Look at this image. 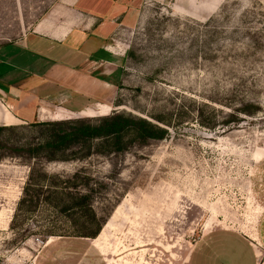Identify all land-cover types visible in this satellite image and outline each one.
<instances>
[{"label": "rangeland", "instance_id": "obj_1", "mask_svg": "<svg viewBox=\"0 0 264 264\" xmlns=\"http://www.w3.org/2000/svg\"><path fill=\"white\" fill-rule=\"evenodd\" d=\"M56 1L0 0V46L30 32ZM137 8L136 24L118 36L124 50L102 103L79 113L86 98L66 104L72 111L59 100L53 119L43 110L40 121L122 111L163 119L168 135L49 162L29 151L41 128L1 131L0 264H191L197 242H235L226 231L251 242L264 264V0H141ZM251 104L253 116L237 112ZM8 110L0 104L1 125L11 124ZM234 110L239 123L226 125ZM33 166L52 177L39 206L16 216ZM76 191L106 223L95 238L51 236V220L58 233L73 227L60 210Z\"/></svg>", "mask_w": 264, "mask_h": 264}, {"label": "crops", "instance_id": "obj_2", "mask_svg": "<svg viewBox=\"0 0 264 264\" xmlns=\"http://www.w3.org/2000/svg\"><path fill=\"white\" fill-rule=\"evenodd\" d=\"M140 1L57 0L30 32L0 46V104L11 109L7 125L53 119L59 100L72 111L66 104L86 98L79 113L90 101L102 103L124 50L118 36L136 24ZM225 233L235 242H197L191 264H256L252 243Z\"/></svg>", "mask_w": 264, "mask_h": 264}, {"label": "trees", "instance_id": "obj_3", "mask_svg": "<svg viewBox=\"0 0 264 264\" xmlns=\"http://www.w3.org/2000/svg\"><path fill=\"white\" fill-rule=\"evenodd\" d=\"M250 108L259 109L257 105L251 104L247 105L245 109L237 110V112L250 116L257 113L248 110ZM235 112L234 110L230 114L231 119L226 122V125L239 123ZM155 118L157 121L131 113L114 111L112 114L97 120L77 118L32 121L28 124L41 128L43 138L29 151L32 157H41L49 162L83 159L94 154L108 155L125 151L136 142L145 143L152 139H164L168 135V128L164 125L167 123L161 118ZM3 124L0 123V132L18 128V125ZM47 177L52 176L43 167L33 166L31 168L23 195L17 205L16 216L21 211L31 212L39 206L44 187L43 181ZM30 190L32 191L30 192ZM69 196L73 203L60 212H63L72 222L73 227L67 232L58 233L55 230V224H53L55 220H51L52 225L47 232L51 236L97 237L106 220L99 218L93 203L89 202L90 195L76 191L70 193ZM50 198L47 196L46 200Z\"/></svg>", "mask_w": 264, "mask_h": 264}]
</instances>
